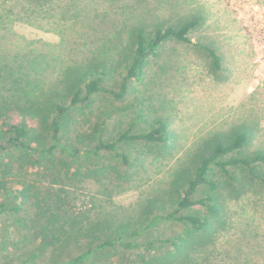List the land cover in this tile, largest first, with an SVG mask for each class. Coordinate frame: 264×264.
Segmentation results:
<instances>
[{"label": "trees", "instance_id": "obj_1", "mask_svg": "<svg viewBox=\"0 0 264 264\" xmlns=\"http://www.w3.org/2000/svg\"><path fill=\"white\" fill-rule=\"evenodd\" d=\"M11 1L4 15L31 24L57 4L64 8L51 14L56 24L58 14L76 12L75 0ZM127 14L105 32L96 25L103 33L86 35L80 45L62 35L54 59L28 44L8 48L0 37V218L14 215L15 224L32 232L28 246L41 264H222L216 244L229 225L228 203L247 184L235 171L264 184V146L249 151L254 133L243 123L203 137L174 165L167 187L154 190L159 182L146 176L145 160L160 167L176 148L169 110L162 109L173 103L159 94L147 114L135 112L128 128L108 137L103 118L110 114L104 116L96 97L124 100L134 85L145 84L169 42L200 49L213 75L223 68L222 56L209 43L193 42L197 16L166 23L141 9ZM76 19L74 13L60 24L67 29ZM91 184L99 189L88 205H78ZM144 187L148 193L136 205L111 208L114 194ZM165 224L180 227L146 238ZM6 254L1 248L2 262Z\"/></svg>", "mask_w": 264, "mask_h": 264}, {"label": "rangeland", "instance_id": "obj_2", "mask_svg": "<svg viewBox=\"0 0 264 264\" xmlns=\"http://www.w3.org/2000/svg\"><path fill=\"white\" fill-rule=\"evenodd\" d=\"M75 1L76 12L58 14V24L51 19V14H57L64 8H59V4L44 19L31 24L18 21L14 16L6 17L5 11L13 9L11 5L14 2L0 0L3 19L0 37L6 38L3 42L8 48L17 47L19 43L28 44V50L37 49L48 59H54L53 46L59 43L62 35L80 45L85 42L86 35L100 36L102 29L105 32L116 20L125 21L127 10L136 9L139 15L141 9L142 15L147 14L150 20L157 18L166 23L199 17L201 24L190 34L193 42L209 43L222 56L223 68L213 75L210 60L200 49L169 42L163 47L161 57L151 63L145 84L134 85L124 100L115 101L105 95L96 97L103 114H110L108 119L103 118L107 120L108 137L128 128L135 112L147 114L149 107L158 103L159 94H164L173 103L170 109L168 102H163L162 109L169 110L167 117L177 137L173 143L176 148L171 158L164 160L160 167L151 163V158L145 160L146 176L159 182L157 186L155 183L151 186L154 190L167 187L174 165L203 137L214 133L227 134L243 123L254 133L249 151L264 146V0ZM74 13L78 16L75 24L69 23V28L64 29L60 23ZM98 24L103 28L99 29ZM162 66L167 67V70L163 69L164 76ZM156 73L160 76L154 77ZM139 102L143 103L137 107ZM165 114L163 112V116ZM217 171L215 169L213 173L220 176ZM235 173L247 184L242 196L228 203L229 225L216 247L222 253V264H264V184L257 180L249 182L240 171ZM152 179H149L150 184ZM224 188L223 191L227 192V187ZM98 189L96 185H89L87 193L84 192L87 196H82L77 204H87ZM146 189L114 194L111 208L136 205L146 197ZM14 217L5 214L0 218V241L4 239L7 227L11 234L0 246L8 253L0 264H41L39 258L32 259L34 250L28 246L32 235L29 232H32L15 224ZM178 227L174 224L159 225L148 232L146 238L167 236Z\"/></svg>", "mask_w": 264, "mask_h": 264}]
</instances>
